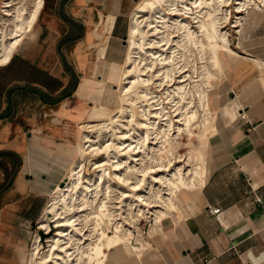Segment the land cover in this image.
<instances>
[{"label": "bare ground", "instance_id": "obj_1", "mask_svg": "<svg viewBox=\"0 0 264 264\" xmlns=\"http://www.w3.org/2000/svg\"><path fill=\"white\" fill-rule=\"evenodd\" d=\"M42 4L43 0H0V66L24 39L33 38ZM260 4L264 0L134 3L121 62H104L105 41L96 51L95 73L108 69L117 75L110 92L115 109L101 103L103 86L90 88L80 82L78 95L86 93L94 105L77 124L75 158L63 185L50 191L36 223L43 234L51 228L54 234L47 238L45 249L35 235L26 264H107L109 254L113 264L133 257L141 263L143 243L139 248L129 246V240L138 239L134 235L138 218L148 215L150 229L157 235L164 219L175 223L184 217L185 195L200 188L207 173L206 151L216 119V114L210 115L208 101L215 82L225 79L228 65L248 58L231 43L241 47L249 8L260 11ZM229 6L233 12L222 13V7ZM113 19L108 15L100 22L103 30H109ZM93 36L100 38L95 31ZM196 127L198 143L188 141L191 148L184 154L173 152L181 145V134L190 140ZM89 155L103 157L91 163L92 173L86 175ZM120 186L129 193L120 191ZM116 193L114 202L110 194ZM112 202H124L122 218L114 213L120 207ZM104 225H112V234L105 233ZM120 249L126 253L121 260Z\"/></svg>", "mask_w": 264, "mask_h": 264}, {"label": "crops", "instance_id": "obj_2", "mask_svg": "<svg viewBox=\"0 0 264 264\" xmlns=\"http://www.w3.org/2000/svg\"><path fill=\"white\" fill-rule=\"evenodd\" d=\"M43 5L44 0L35 25ZM260 7L242 26V52L248 58L230 63L225 72L228 102L215 108L221 118L217 124L215 119L208 140L204 184L185 195L184 217L162 221V233L151 237L144 264H264V5ZM130 9L129 0H57L50 6V22L64 26L60 39L69 32L65 20L82 28V36L59 51L60 39L56 42L53 52L62 67L64 54L71 48L80 54L88 40L105 41L104 62L120 63ZM108 15L114 19L105 31L100 22ZM42 33L40 29L38 35ZM73 75L74 89L62 96L70 75L65 81L17 53L0 66V152L20 158L13 174L0 169V264H26L32 227L50 191L64 182L61 172L66 174L74 161L75 144L64 141L87 110L86 97L77 93L85 78ZM37 106L43 109L39 123ZM212 208L219 213L210 215Z\"/></svg>", "mask_w": 264, "mask_h": 264}, {"label": "rangeland", "instance_id": "obj_3", "mask_svg": "<svg viewBox=\"0 0 264 264\" xmlns=\"http://www.w3.org/2000/svg\"><path fill=\"white\" fill-rule=\"evenodd\" d=\"M57 0H44V5H43V9L41 11V14L36 22V25L34 27V35L33 38L31 39H24L22 44L17 48V50L15 51V53L19 54V55H25L27 58L30 59V61H33L36 65H41L43 68H46L47 71H52L55 75H57V77L63 79V80H68L69 79V75L68 74H64V69L60 63V60L58 58V56L56 55L55 51L53 52V48L55 47L56 42L60 39L62 32H63V25L62 23H57V22H50V6H52ZM130 1V11L132 10V8L134 7V3L138 0H129ZM255 7L250 6L249 8V13L248 15H253L252 13L257 11L256 9H252ZM222 13L224 11V9H229L233 12V8L232 6L229 7H222ZM130 11L129 13L126 14V18H125V23L127 20H129L128 18L130 17ZM127 21V25H128ZM40 29H42L43 33L38 35V32L40 31ZM233 37V35H232ZM127 36L124 38V42L126 40ZM231 41L233 42L234 39L230 38ZM244 36H242V34L240 33V40L242 41V45L240 48L234 47L233 43H231V48L233 49H237L238 51H241V49H244L243 46L245 44L244 42ZM247 39V38H246ZM25 41V43H24ZM100 41L99 40H88L87 44H85L84 48L82 49V51L80 52V54L78 55H74L73 52V48L70 49V53L64 54L65 60L67 62V64L69 65V67L71 68L72 72L74 74H77L79 77V80L83 79V82L89 83L90 88H93L95 86H103V95L102 98L103 100L101 101V103L107 107L108 109H115V106L113 103H111L110 100V92L112 88L114 87V83H116L117 80V75L115 72H112L108 69H99V71L97 73H95L96 71V49L99 45ZM125 46V43H124ZM21 49V50H20ZM124 49L125 47H121V51H123L124 53ZM62 52H64V50L62 49ZM198 62V61H197ZM214 68L216 66H213ZM226 74V73H225ZM224 76V75H223ZM88 79V80H87ZM104 80V81H102ZM215 89H214V94L211 95L210 99H209V107H210V115H214L215 114V108L216 107H220L221 105H226L227 106V102H228V96L226 95V86L224 84V78H221L219 80H217L215 82ZM78 89V88H77ZM81 95L85 96V102H84V106L85 109L88 111L93 105L94 102L87 97L86 93H82ZM89 99L90 102H88ZM167 109L169 111H171L170 108V103H166L165 104ZM201 112V110H200ZM220 112V111H219ZM217 112L216 114V124L219 118H221V114ZM36 113H37V122L39 123L40 120L42 122L43 119V109H41L39 106L36 107ZM79 122H77L76 124L72 125V127H70V134L69 137L66 139V141H64L65 144H75V133L77 132V124ZM46 124V123H45ZM49 127V125H47ZM79 126V125H78ZM195 130H193L194 134L193 136H191V139L189 140L184 134H181V139H180V147L177 148L175 147L173 149V152H177L180 154H184L185 151L189 150L191 147L188 146L186 143L188 141L192 142L193 145H196L197 139H196V135L198 134L199 130L196 128H194ZM198 130V132H197ZM214 134V129H211V135ZM167 150V149H166ZM89 155L87 157V159L90 161V163L86 162L85 165V169H84V173L86 175H90L91 172V163L92 162H98L102 159L103 156L101 155H97V156H91ZM53 158H57L56 156ZM109 170V169H108ZM84 174V175H85ZM65 177V171L61 172V177ZM63 182V180H62ZM63 185V183H62ZM112 185V184H111ZM115 185L113 184L112 187H114ZM120 191H123L124 193H129V191H127V188L124 189V187L122 188V186H120L119 188ZM115 193V192H114ZM118 193H116V195H112L110 194V198H112L113 196H118ZM119 197V196H118ZM101 198V197H100ZM115 199V197H113ZM117 199H115L114 202H116ZM119 200V198H118ZM122 201L125 202V199H122ZM124 202L121 203H117V204H113L112 203L110 205L117 207L119 206V209L115 210V214H120L118 215V217L122 218V216L125 215V213L123 212V209H125L124 206ZM121 205V206H120ZM121 209V210H120ZM118 212V213H117ZM124 213V214H123ZM148 215L141 216L140 218H138L139 220L137 221V224L135 225L137 232L134 233V235L136 236V240L133 238L131 240H129V246L131 247H136L139 248L141 247V244L139 243H143L144 246V251L148 252L149 251V242L151 237L154 235L153 231L150 229L151 228V222L149 220ZM106 222V221H105ZM112 223V222H111ZM54 223L50 222V226H53ZM105 230V233L107 234H112V225L109 226L107 228V226H102ZM53 229V230H52ZM43 230L39 231V229H37V225L35 224L32 227V234H31V242L33 241L34 237L36 234L39 235V242L42 245V247L45 249L46 248V244H47V238H49L50 236H52L54 234V228H51V232L47 233V234H43ZM138 233V234H137ZM143 241V242H142ZM143 254L141 253L140 256V262L141 264L143 263V258L146 255V253ZM117 257L120 258L121 257H126V253L125 251H120L117 252ZM125 259V258H124ZM122 260L120 261L118 264H139L136 260V257H133L129 260ZM125 261V262H124ZM113 260L110 257V254L108 256V258L106 259V263L107 264H113ZM130 262V263H128ZM144 264V263H143Z\"/></svg>", "mask_w": 264, "mask_h": 264}, {"label": "trees", "instance_id": "obj_4", "mask_svg": "<svg viewBox=\"0 0 264 264\" xmlns=\"http://www.w3.org/2000/svg\"><path fill=\"white\" fill-rule=\"evenodd\" d=\"M64 22L68 25L69 32L58 41L56 45L57 51H59L61 46L70 44L82 36V28L80 26H77L76 24L68 20H65ZM62 64L65 72L70 75V84L63 92L62 96H64L65 94H69L74 89L77 79L73 75L71 68L66 64L64 59H62ZM5 159L10 160V165L6 164ZM19 164L20 158L15 153L9 151L0 152V169L5 170L8 175L13 174L15 172V168L18 167Z\"/></svg>", "mask_w": 264, "mask_h": 264}, {"label": "built area", "instance_id": "obj_5", "mask_svg": "<svg viewBox=\"0 0 264 264\" xmlns=\"http://www.w3.org/2000/svg\"><path fill=\"white\" fill-rule=\"evenodd\" d=\"M240 118L243 120L244 119V116L241 115ZM208 213L210 215H217L219 213V209L218 208H212V209H208Z\"/></svg>", "mask_w": 264, "mask_h": 264}, {"label": "water", "instance_id": "obj_6", "mask_svg": "<svg viewBox=\"0 0 264 264\" xmlns=\"http://www.w3.org/2000/svg\"><path fill=\"white\" fill-rule=\"evenodd\" d=\"M60 185H62V183Z\"/></svg>", "mask_w": 264, "mask_h": 264}]
</instances>
